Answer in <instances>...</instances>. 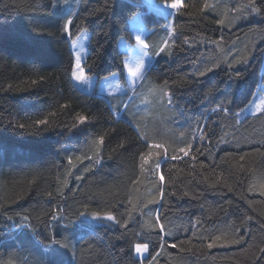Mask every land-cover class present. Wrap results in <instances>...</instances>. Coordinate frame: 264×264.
<instances>
[{
  "label": "trees",
  "instance_id": "16d2710c",
  "mask_svg": "<svg viewBox=\"0 0 264 264\" xmlns=\"http://www.w3.org/2000/svg\"><path fill=\"white\" fill-rule=\"evenodd\" d=\"M246 2L185 0L157 54L167 20L143 0H0V264H52L49 244L57 264H264V116L241 117L264 84V14L237 13ZM138 13L157 29L149 96L120 115L128 95L75 86L71 41L88 30L87 73L126 84L119 42ZM106 211L116 219L90 215ZM233 232L243 243L207 247Z\"/></svg>",
  "mask_w": 264,
  "mask_h": 264
},
{
  "label": "rangeland",
  "instance_id": "374dc122",
  "mask_svg": "<svg viewBox=\"0 0 264 264\" xmlns=\"http://www.w3.org/2000/svg\"><path fill=\"white\" fill-rule=\"evenodd\" d=\"M144 4L146 5L147 12H154L156 15L164 17L167 20V25L164 27V31L161 35V37H164V34L166 33L167 40L165 41L167 43L168 39L171 37L173 33V19L175 14L178 10L171 9L167 5L171 4L172 2L182 5L185 0H143ZM151 22H155V20L151 19ZM156 28L148 29L147 25L145 24L144 17L142 13L136 14L131 20H130V31L132 34V37L134 39V42H128L126 40H120L119 45L121 50L125 53L126 57L124 60V64H127L128 66V72L127 68H125V77H126V84H123L121 82V78L118 74L112 75L108 78H104L101 80L99 84H97V79L95 76H91L87 73L85 70V75L88 78L87 82H84L86 77L84 76L83 72L80 75V78L77 79L75 75V70H73V82L75 86L87 94H95L97 92L101 96H104L108 99L111 97H120V96H129V100L127 101V104L124 108V110L120 113V115L123 114L125 109L127 111L131 112H138L143 106L146 105V100L148 99L149 87L147 83L148 77H146L147 71L152 66V64L155 61V58L151 55V52L148 49H144L145 43L148 44L147 38L156 32ZM139 36L141 38L140 41L136 40V37ZM77 37L79 39L76 42V45L73 46L71 43V47L74 53V57H76L77 54L81 57V65L84 67V63L86 61L87 56L89 55V44H90V37L91 33L88 30H83ZM76 39V38H74ZM144 52H147L148 55H143ZM143 58L144 60V69H141L142 75L139 77L133 76L132 73L136 71V68L139 66H135L137 59ZM75 67V65H74ZM85 69V68H84ZM125 86V87H124ZM262 89H264V84L262 86ZM264 96V92H259L257 99L255 100V103H259V97ZM252 105V108L247 107L248 110L244 111L241 114L242 118H246L248 116L253 115V109L254 105ZM127 107V108H126ZM113 108L115 110V105L113 104ZM259 106L257 107V111H259ZM165 161L169 160L167 158H164ZM138 255L141 258H144L147 256V250L145 248H138L137 250Z\"/></svg>",
  "mask_w": 264,
  "mask_h": 264
},
{
  "label": "snow or ice",
  "instance_id": "6c2138e0",
  "mask_svg": "<svg viewBox=\"0 0 264 264\" xmlns=\"http://www.w3.org/2000/svg\"><path fill=\"white\" fill-rule=\"evenodd\" d=\"M167 6L170 7L171 9H175V10H179L181 8L189 7V5H187V4L180 5V4H177V3H174V2H172L171 4H169ZM211 7H212V5L207 3V2H205L203 4V6H202L203 10H205V11H207ZM245 10H247L250 13H253V14L257 15V16H260V15L264 14V9H262L260 6H258L257 0H247V2L245 4L240 5L236 9L237 13H239L240 15H242ZM73 15H75V14H73ZM240 15L235 16V17H231V18L225 17V19H221L219 21V23L221 25H224L226 20H227L228 23H234L237 19L240 18ZM73 25H74V20L73 19H65V21H64V23L62 25L63 31L65 33L71 34L70 33V29H71V27ZM78 39H79V37H76V39H73L71 41L73 46L76 45V42H77ZM136 40L140 41L141 38L139 36H137ZM162 43H163V46L158 48L157 54L164 52L169 47V45L166 42H162ZM148 48H149V45L147 43H145L144 49H148ZM143 55H148V53L144 52ZM240 62H242V61H237V63H240ZM243 62H246V58H245V60ZM127 66H128L127 64L124 65V67L127 68V72H128V67ZM135 66H139V67L136 68V71H134L132 73V75L139 77L140 75H142L141 69H144V67H145L143 58L137 59ZM229 66H231V64ZM74 70H75V75H76L77 79L80 78V75H81L82 72H83L84 76L86 77L85 69L81 65V57H80L79 54H77L76 57H75ZM214 70H215L214 67L208 66V67H206L203 70H199L198 69V74H199V76L203 77V76L207 75L208 73H210V72H212ZM70 71H71V77H72L73 69H70ZM237 78H240V74L239 73L237 74ZM87 79L88 78L86 77L84 82H87ZM33 83H36V81H33ZM261 92H264V89H261ZM161 94L164 95V92L162 91ZM208 95H212V92L209 91ZM230 103H231V101H230ZM252 104L254 105L253 115L264 116V96H260L259 97V103L258 104L255 103V100H253ZM258 106L260 108L259 111H257V107ZM64 107H67V105H64ZM249 108H252V105H249ZM220 110L224 111V108L221 107ZM247 110H248V108H243V107L241 108V111H247ZM213 111H216V109H213ZM228 111L231 112V109L229 108ZM235 115L239 116V113H235ZM77 120L79 121L80 124H85L87 122V117L84 116V115H78L77 116ZM35 123L39 124V125H46L48 123V121L45 120V119H40V120L36 121ZM19 127L20 128H24L25 125L24 124H20ZM97 143L98 144L103 143V140L102 139L98 140ZM120 146L123 147V144L120 145ZM190 147H191V145H188L187 147H182L180 149V152H182V153L183 152H188L189 153V148ZM173 158L175 159V156ZM156 163L159 164L160 162L157 161ZM160 169H161V165H160ZM164 179H165V177H164ZM157 193L159 195H161V196L163 195V192L161 191L160 188H157ZM260 194L264 195V185L261 186V193ZM184 195L187 196L188 193H184ZM149 200L151 201V203H155L156 202L155 199H149ZM80 215L81 216H85L86 214L82 212V213H80ZM90 215H91L93 220H98L100 218H107L109 220L116 219V217L112 214L111 211H106V212H104L102 214L101 213H97V212H92ZM9 219H11V217H9ZM23 219L27 220L28 218L27 217H23ZM53 219H56V217L53 216ZM156 220H159V218L157 217L156 219H153L151 216H149L148 220H146L144 222V227L147 228V229L153 228V226L156 223ZM160 231H165L163 225H160ZM234 237H235V233L234 232H233V234L231 236H229V235H217V236H214V237H209L210 242L208 243L207 247L208 248L228 247L230 243L231 244L243 243L242 238H239V237H235L234 238ZM41 243H43V241H41ZM144 243H146V242L141 241L139 243H133V244L130 245V247L134 248V251H135L137 244H144ZM173 246H175V245H173ZM45 251L47 253H49L54 258L53 261H52V264H57V261L55 260V257L58 256V251H59L58 248L53 247L52 244H49V245H45ZM124 251L125 250L122 248L121 252H124ZM260 251L264 252V249H261ZM135 253H136V251H135ZM146 253L149 256L151 255L150 245L149 244H147V252ZM137 264H139V261H137ZM153 264H154V262H153Z\"/></svg>",
  "mask_w": 264,
  "mask_h": 264
},
{
  "label": "bare ground",
  "instance_id": "6f19581e",
  "mask_svg": "<svg viewBox=\"0 0 264 264\" xmlns=\"http://www.w3.org/2000/svg\"><path fill=\"white\" fill-rule=\"evenodd\" d=\"M71 41V40H70ZM125 84V83H124ZM125 87V86H124ZM97 93V92H96ZM108 100V99H107ZM152 109V108H151ZM134 120H135V118H134Z\"/></svg>",
  "mask_w": 264,
  "mask_h": 264
}]
</instances>
